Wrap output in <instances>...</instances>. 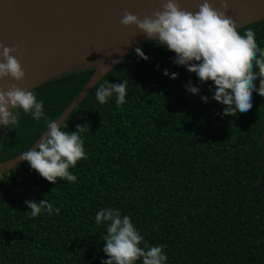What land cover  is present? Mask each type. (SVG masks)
<instances>
[{
  "label": "trees",
  "instance_id": "16d2710c",
  "mask_svg": "<svg viewBox=\"0 0 264 264\" xmlns=\"http://www.w3.org/2000/svg\"><path fill=\"white\" fill-rule=\"evenodd\" d=\"M247 28L264 48V19L238 30ZM140 47L147 60L128 55L65 121L66 130L88 129L87 159L70 169L76 181L49 182L26 161L0 177V264H101L106 229L94 217L102 207L128 214L149 245H166L167 264H264V97L253 92L247 112L222 115L210 81L199 84L172 62L174 52L151 40ZM93 71L33 90L49 118L63 113ZM105 79L128 81L126 103L99 104L95 89ZM189 80L200 94L185 90ZM45 130L43 118L21 111L19 124L3 133L0 160L27 150ZM26 199H47L60 211L32 217Z\"/></svg>",
  "mask_w": 264,
  "mask_h": 264
},
{
  "label": "clouds",
  "instance_id": "9594fccd",
  "mask_svg": "<svg viewBox=\"0 0 264 264\" xmlns=\"http://www.w3.org/2000/svg\"><path fill=\"white\" fill-rule=\"evenodd\" d=\"M221 7L223 10L214 8L209 0H203L193 12L182 8L178 0H164L160 9L143 19L125 11L121 23L135 25L156 45L174 52V57L170 58L172 62L194 73L199 84L210 81L211 99L222 105L220 114L231 116L252 108L253 92L264 97V48L258 45L252 28L243 32L238 30L233 18L227 14V0ZM0 47L3 48L0 78L11 76L17 81L22 80L26 73L17 57L11 54L17 51L16 47ZM134 51L139 58L148 59L141 47ZM119 62L112 60V64ZM163 74L173 79L178 76L176 72L169 73L168 69H164ZM127 84V80L110 82L105 79L96 87L95 98L100 105L114 99L119 107L126 103ZM184 88L192 95L201 93V88L191 80ZM200 98L205 103L209 101L207 95ZM21 111L37 122L43 118L46 130L32 144L35 147L22 151L19 159L26 161L31 170L49 182L55 183L57 178L76 181L77 176L70 169L75 168L79 160L87 159L83 133L88 129L77 124L76 130H66L68 124L60 117L49 118L44 101L37 99L32 89H23L14 83L7 90L0 89V128L11 131L19 124ZM24 203L32 217L60 211L47 199H26ZM94 221L97 227L106 229L102 251L107 258L101 257V264H167L168 257L163 250L166 245H149L132 218L122 214L120 208L102 207L96 211Z\"/></svg>",
  "mask_w": 264,
  "mask_h": 264
},
{
  "label": "water",
  "instance_id": "95a60500",
  "mask_svg": "<svg viewBox=\"0 0 264 264\" xmlns=\"http://www.w3.org/2000/svg\"><path fill=\"white\" fill-rule=\"evenodd\" d=\"M164 0H0V45L16 47L11 54L26 75L22 80L0 78V89L13 83L35 88L67 73L94 68L79 94L58 117L66 121L73 110L118 63L150 39L135 25L121 23L125 11L143 19L161 8ZM180 6L197 11L203 0H178ZM223 10L225 0H209ZM238 29L264 19V0H227ZM3 48L0 47V53ZM3 57L0 56V60ZM102 70H106L102 74ZM5 132L0 128V142ZM39 139V138H38ZM264 141V132L261 137ZM38 142V141H37ZM31 147H35L32 145ZM19 155L0 160V177L19 166Z\"/></svg>",
  "mask_w": 264,
  "mask_h": 264
}]
</instances>
